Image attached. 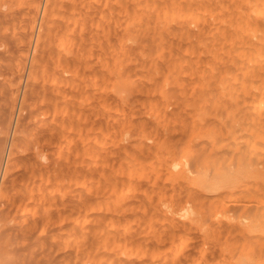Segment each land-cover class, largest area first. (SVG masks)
Wrapping results in <instances>:
<instances>
[{
    "label": "bare ground",
    "instance_id": "6f19581e",
    "mask_svg": "<svg viewBox=\"0 0 264 264\" xmlns=\"http://www.w3.org/2000/svg\"><path fill=\"white\" fill-rule=\"evenodd\" d=\"M0 264H264V0H0Z\"/></svg>",
    "mask_w": 264,
    "mask_h": 264
},
{
    "label": "rangeland",
    "instance_id": "374dc122",
    "mask_svg": "<svg viewBox=\"0 0 264 264\" xmlns=\"http://www.w3.org/2000/svg\"><path fill=\"white\" fill-rule=\"evenodd\" d=\"M4 156H5V153H4Z\"/></svg>",
    "mask_w": 264,
    "mask_h": 264
}]
</instances>
